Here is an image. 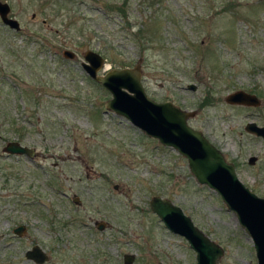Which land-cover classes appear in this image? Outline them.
I'll return each mask as SVG.
<instances>
[{
    "label": "rangeland",
    "instance_id": "obj_1",
    "mask_svg": "<svg viewBox=\"0 0 264 264\" xmlns=\"http://www.w3.org/2000/svg\"><path fill=\"white\" fill-rule=\"evenodd\" d=\"M5 1L19 28L0 21V152L20 139L39 154L0 156V264H36L24 256L32 242L48 255L41 264H195L187 241L150 210L152 195L180 206L223 248L219 264H256L219 195L195 180L181 154L106 110L110 93L80 62L89 48L103 57L98 73L140 58L147 95L194 110L187 122L264 197V140L243 129L264 122V0ZM235 89L256 93L259 104L225 101ZM7 177L23 179L26 201L36 183L40 204L8 212ZM99 218L109 226L97 229ZM18 223L26 233L11 236ZM123 253L133 260L122 262Z\"/></svg>",
    "mask_w": 264,
    "mask_h": 264
},
{
    "label": "water",
    "instance_id": "obj_2",
    "mask_svg": "<svg viewBox=\"0 0 264 264\" xmlns=\"http://www.w3.org/2000/svg\"><path fill=\"white\" fill-rule=\"evenodd\" d=\"M7 1L0 0V21L10 28L18 29V20L8 16ZM63 57L73 58L69 49L61 51ZM81 67L86 74L100 83L110 96L105 99L106 110L125 117L132 125L138 127L147 136L159 143L169 146L185 159L187 166L198 183L214 190L236 217L238 224L249 236L256 259V264H264V197L251 191L237 176L235 166L225 159L223 153L199 130L192 127L187 119L194 110H186L170 100H154L144 90L141 82V68L138 58L132 67L103 68V57L96 50L86 49L82 53ZM193 89L192 83L187 84ZM229 103L257 105L259 98L243 89H235L224 95ZM243 129L264 140V123L257 125L246 121ZM11 153L33 154V147L21 145L14 140L8 141L2 148ZM255 155H249L247 161L252 163ZM148 206L172 233L182 236L194 251L195 264H219L223 248L199 229L185 214L180 206L166 197L152 195ZM23 225L13 230L17 233ZM26 256L42 262L47 259L46 253L37 245L26 251ZM133 254L125 253L123 261L130 263ZM154 264H163L160 261Z\"/></svg>",
    "mask_w": 264,
    "mask_h": 264
},
{
    "label": "flooded vegetation",
    "instance_id": "obj_3",
    "mask_svg": "<svg viewBox=\"0 0 264 264\" xmlns=\"http://www.w3.org/2000/svg\"><path fill=\"white\" fill-rule=\"evenodd\" d=\"M3 1V0H2ZM9 5V4H8ZM9 11H10V6H9ZM9 11L7 12V15L8 16H11L13 17L12 15L9 14ZM15 18V17H14ZM244 90V89H243ZM246 92H249V93H253L256 95V93L252 92V91H249V90H244ZM257 96V95H256ZM163 100H166V99H163ZM169 100V99H167ZM260 100V99H259ZM171 101V100H170ZM174 103V102H173ZM175 104V103H174ZM177 105V104H176ZM179 106V105H178ZM249 106H252V105H249ZM254 106V105H253ZM180 107V106H179ZM182 108V107H181ZM264 123V122H263ZM262 123V124H263ZM257 125H261V124H257ZM256 136V135H255ZM259 138H261L260 136H257ZM153 138V137H152ZM263 140V138H261ZM10 140H14L16 141L17 143L21 144V145H25V146H28V147H33V154L31 156H28L27 154L25 153H11V152H7V151H4L2 148L3 146ZM210 141V140H209ZM211 142V141H210ZM163 145V144H162ZM217 147V146H216ZM218 148V147H217ZM39 153L36 151L35 147L34 146H31V145H27V144H24L21 142L20 139H9V140H6L2 146H1V152H0V156H4V157H8V158H11L13 157L14 158V161L17 162L18 160L20 159H25V157H27L28 159H33L34 157H36ZM36 180V178H35ZM14 182H17V183H14ZM2 189L4 191V195L6 196L7 199H10L11 202H12V205L11 206H5V209L8 211V212H23V215L24 213L26 212V210L23 208L25 206H28L30 207L31 205H38L40 204V196L38 195V188H37V185L36 183H31L30 184V190L32 189L33 192H34V196H33V199H31V197L29 196V199L28 201L24 200V196H25V184L23 183V179H21L20 177L14 179V178H10V177H7L5 178V180L3 181V184H2ZM23 197V199H22ZM71 199L72 201H75V202H78L79 199L78 197H76L75 195H72L71 196ZM22 200V201H21ZM94 226L99 229V230H102L104 229L105 227H108L109 224L107 223V221H105L104 219H95L92 221ZM23 225V228L20 230L19 233L15 232L13 229L17 226V225ZM11 236H17V237H21L23 236L25 233H26V226L23 224V223H18V224H14L11 228ZM33 245H37L39 246L37 243H30L29 247L25 248L24 250V256L28 259H31L33 262H35L36 264H41L43 263L44 261L42 262H38V261H35L34 259L32 258H29L26 256V251L27 250H30L32 248ZM40 247V246H39ZM41 248V247H40ZM42 249V248H41ZM43 250V249H42ZM45 252V250H43ZM46 253V252H45ZM125 253L122 254V262L123 261V255ZM47 255V253H46ZM117 255V253H116ZM118 256L121 257V254L118 253ZM47 259H48V255H47ZM46 259V260H47ZM157 261H160V260H157ZM157 261H154L152 264H154L155 262ZM162 262V261H160ZM125 263V262H124ZM163 263V262H162ZM164 264V263H163Z\"/></svg>",
    "mask_w": 264,
    "mask_h": 264
}]
</instances>
